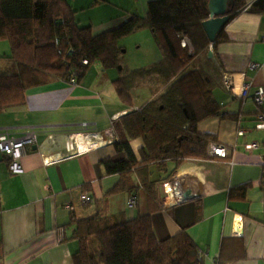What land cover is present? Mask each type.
I'll return each instance as SVG.
<instances>
[{
  "label": "crops",
  "instance_id": "crops-1",
  "mask_svg": "<svg viewBox=\"0 0 264 264\" xmlns=\"http://www.w3.org/2000/svg\"><path fill=\"white\" fill-rule=\"evenodd\" d=\"M150 1L68 0L79 25L90 26L94 36L133 16L146 17ZM255 1L245 0V8L220 31L223 40L214 46L207 39L204 48L212 51L205 68L220 113L197 125L200 134L214 138L209 158L187 159L179 167L169 161L166 171L151 166L157 202L150 203L134 174L137 203L129 208L134 193H111L120 177L107 175L102 164L125 158L114 146L115 126L155 97L145 81L131 83L129 106L114 86L117 70L96 62L75 85L49 75L46 83L26 90L22 106L0 113V133L33 132L37 139L20 160L22 174L12 173L0 152V264H73L79 249L74 221L99 213L118 222L150 213L159 241L185 229L202 264H264V129L259 126L264 104L239 96L245 84L251 92L264 89V12L248 10ZM142 34L153 37L146 29L130 35L138 46ZM121 40L118 45L125 48ZM154 48L151 62L131 70L159 62L162 54ZM251 63L259 69H250ZM252 143L259 147L245 148ZM212 144L227 147L229 157L213 156ZM130 147L140 161L143 139L131 140ZM83 193L91 203L81 202Z\"/></svg>",
  "mask_w": 264,
  "mask_h": 264
},
{
  "label": "trees",
  "instance_id": "trees-1",
  "mask_svg": "<svg viewBox=\"0 0 264 264\" xmlns=\"http://www.w3.org/2000/svg\"><path fill=\"white\" fill-rule=\"evenodd\" d=\"M208 1L152 0L146 17L133 16L119 27L94 36L90 26L79 25L68 0H0V41H7L11 49L9 55L0 57L7 61V69H0V113L22 106L26 90L46 83L49 75L65 80L75 75L79 81L95 62L117 70L114 86L122 103L129 106L131 83L145 81L155 97L141 110L123 115V126H115L114 146L125 158L105 159L102 164L107 175L120 177L111 193L132 191L135 196L138 187L131 182L135 174L150 203L157 202L159 194L156 182L150 180V167L166 171L169 161L179 167L187 159H208V144L214 141L212 136L200 134L197 125L218 116L219 107L206 66L193 67L209 43L201 26L209 17ZM245 6V0L229 2L230 19ZM248 10L264 12V0H256ZM144 29L151 31L162 59L130 70L122 65L126 51L118 41ZM220 34L214 46L223 40ZM184 37L190 40L193 53L182 47ZM70 48L73 53L69 55ZM83 60L88 63L83 64ZM136 138L144 141L140 161L130 147ZM74 222L78 225L75 237L79 249L73 264H202L185 229L157 240L150 213L122 222L99 213Z\"/></svg>",
  "mask_w": 264,
  "mask_h": 264
},
{
  "label": "built area",
  "instance_id": "built-area-1",
  "mask_svg": "<svg viewBox=\"0 0 264 264\" xmlns=\"http://www.w3.org/2000/svg\"><path fill=\"white\" fill-rule=\"evenodd\" d=\"M56 44H58V41L56 40ZM181 45L184 48H188L191 53L194 52L191 42L187 37H184L181 41ZM61 53V52H59ZM73 49L68 50V54H72ZM87 60H83V64H87ZM260 65L258 63H251L249 65L250 69H259ZM68 82L70 84H77V79L75 75L70 76L68 79ZM240 98L246 99L248 97H251L253 99V102L258 105L262 106L264 104V89L258 88L257 90L251 92L250 91V85L245 84L241 88L240 92ZM261 128L264 129V115L260 116V125ZM36 135L33 132L25 133L24 135L17 137L8 131H4L0 133V152L2 155L9 160V169L14 174H22L23 168L21 166L20 160L26 153L28 152V149H30L33 145L36 144ZM259 147L258 143H252L249 145H246V149L252 150L257 149ZM210 153L213 156H216L218 158L226 159L229 157V149L223 145H210ZM81 202L83 204H88L92 202V197L88 193H83L81 196ZM137 203V197L132 195L130 197L128 207L133 208ZM72 209L71 207H69ZM198 258L202 261V255L197 250Z\"/></svg>",
  "mask_w": 264,
  "mask_h": 264
},
{
  "label": "rangeland",
  "instance_id": "rangeland-1",
  "mask_svg": "<svg viewBox=\"0 0 264 264\" xmlns=\"http://www.w3.org/2000/svg\"><path fill=\"white\" fill-rule=\"evenodd\" d=\"M145 30V29H144ZM148 33L152 34L149 29H146ZM142 31V30H140ZM126 39L121 40L120 43L126 42L125 51L126 53L123 56L122 65L126 66L128 69H132V66H146L149 62H151L152 58H154V45L160 51L158 45L154 42V38L152 40H148V34H142L140 39V44L137 45L135 41L132 40V36L125 37ZM161 52V51H160ZM11 53L10 45L7 41H0V56H6ZM209 53V52H208ZM209 60L208 54L205 52L198 56V60H196L193 64V67H199L203 65L207 66V61ZM95 64H97L95 62ZM0 69H7V61L0 60ZM131 94V88H130ZM132 103H133V96ZM97 247V244L94 245Z\"/></svg>",
  "mask_w": 264,
  "mask_h": 264
},
{
  "label": "water",
  "instance_id": "water-1",
  "mask_svg": "<svg viewBox=\"0 0 264 264\" xmlns=\"http://www.w3.org/2000/svg\"><path fill=\"white\" fill-rule=\"evenodd\" d=\"M233 0H209L208 10L209 17L202 22V29L210 41L213 44L220 31L228 24L230 15L228 14V3ZM208 56H212L210 50Z\"/></svg>",
  "mask_w": 264,
  "mask_h": 264
},
{
  "label": "bare ground",
  "instance_id": "bare-ground-1",
  "mask_svg": "<svg viewBox=\"0 0 264 264\" xmlns=\"http://www.w3.org/2000/svg\"><path fill=\"white\" fill-rule=\"evenodd\" d=\"M92 144V143H91Z\"/></svg>",
  "mask_w": 264,
  "mask_h": 264
}]
</instances>
